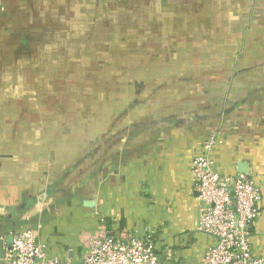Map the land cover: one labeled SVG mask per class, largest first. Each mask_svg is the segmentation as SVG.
Instances as JSON below:
<instances>
[{
    "label": "crops",
    "instance_id": "obj_1",
    "mask_svg": "<svg viewBox=\"0 0 264 264\" xmlns=\"http://www.w3.org/2000/svg\"><path fill=\"white\" fill-rule=\"evenodd\" d=\"M10 2L0 0V264L16 232L30 230L49 255L77 263L102 229L153 230L160 264H202L214 239L199 229L190 164L209 136L220 172L245 165L260 186L250 242L264 251V0H131L117 12L131 21L114 31L108 72L92 95L83 86L81 105L69 86L89 80L62 71L47 86L34 78L27 105L19 73L27 63L56 66L46 55L58 43L29 45L24 21L22 30L10 23L25 5ZM31 2L41 11L42 0Z\"/></svg>",
    "mask_w": 264,
    "mask_h": 264
},
{
    "label": "built area",
    "instance_id": "obj_2",
    "mask_svg": "<svg viewBox=\"0 0 264 264\" xmlns=\"http://www.w3.org/2000/svg\"><path fill=\"white\" fill-rule=\"evenodd\" d=\"M214 136L193 157L190 170L200 202L199 229L214 243L202 264H264V251L255 252L250 232L262 199L260 186L248 173L224 174L213 160ZM103 223V218H101ZM89 249L77 263L51 256L30 230L16 232L5 253V264H160L153 230L110 234L102 229L90 239Z\"/></svg>",
    "mask_w": 264,
    "mask_h": 264
},
{
    "label": "rangeland",
    "instance_id": "obj_3",
    "mask_svg": "<svg viewBox=\"0 0 264 264\" xmlns=\"http://www.w3.org/2000/svg\"><path fill=\"white\" fill-rule=\"evenodd\" d=\"M31 1L33 0H12V2H10L12 7H16L21 4L25 5L20 8L18 7V10L14 12L15 15L19 14V17L25 18L18 19L19 17L15 18L13 15H11L10 23L13 22L11 25H15V29L17 28V30H22V27H20V22L24 21V28L27 29V35L25 38L29 45L36 40L41 39L46 41L49 40V38L50 41L58 43L57 47L54 48L55 50H52V52L49 49L47 50L48 53L50 52L48 55H46L47 52L44 53V51L41 53L43 54L42 56L45 54L48 56V58H50L49 56L51 54L52 57L63 59L57 58L56 66L49 67L44 65L41 66L39 64H34L32 66V64L27 63L24 66L25 68L21 69L19 76L22 77L25 82L21 83V86L24 85L23 88H26L24 91L27 97L31 99V102H28L27 105H32L34 103L33 97H31L34 95L35 90V84L33 83L34 78L42 75V77H44L42 78V81H45L47 86L49 83V77L59 74L61 71L63 73L58 75V77L68 76L73 80L77 78L80 82L81 78L79 76H84V80H89L88 84L75 83L69 86V88L71 87L73 89L72 91L74 92L73 102L77 105H81L82 95H80V92L83 91V86L85 90H88L92 95L93 91H96L97 89L98 80L103 78L105 72H108L106 69H101V64L106 62L107 66L111 65V62L109 63L108 61H111L113 57L109 54V52H106V49L110 48L111 50L115 36L118 37V34L114 36L115 29L119 30L123 25L127 27L131 21V19H127L124 22H121L119 18L122 16L118 15V10H130L133 6V2L131 3V0H126L127 4L119 5L117 2H115L116 0H42L43 2L41 3L40 11L37 8H34V5ZM141 4L145 5L146 3L143 1ZM3 5L5 4L3 3ZM236 8L237 10L239 9V2H234L233 8L231 10L236 11ZM240 8H242L241 5ZM224 10L230 11L228 8ZM133 18L139 21L136 23H143L144 16L137 13L132 17V19ZM172 21L175 23L178 22L176 19ZM236 23V20L235 22H232V24ZM132 24H135V22ZM104 26L111 30V34H104ZM141 26L144 27L145 24ZM66 28H70V32H68ZM133 30H136L135 27ZM12 31L14 30H11V32ZM12 34L13 33H11V35ZM140 35L141 34L135 35L133 39L143 37L144 40L142 42L145 43V36ZM15 36L21 38V36ZM218 38L221 39V36L218 35ZM239 39L240 38L237 40ZM132 42L133 41H131V43ZM139 42L141 41H137L136 43L140 44ZM65 43L68 45V47H72L71 54L65 55L63 53V50L65 49ZM129 47L130 46L128 45V48ZM117 52L119 51L117 50ZM123 52H126V49H123ZM26 57V59L36 58L32 52ZM66 59L70 60L67 61ZM42 64H46L45 61H42ZM65 65L67 67H64ZM102 65H104V63ZM113 65L114 64H112V68L110 67L109 69L111 76L114 70H116ZM14 87L15 86H13V89ZM87 97L88 95H84V99H87ZM89 101L90 106L98 105L96 98H89Z\"/></svg>",
    "mask_w": 264,
    "mask_h": 264
},
{
    "label": "water",
    "instance_id": "obj_4",
    "mask_svg": "<svg viewBox=\"0 0 264 264\" xmlns=\"http://www.w3.org/2000/svg\"><path fill=\"white\" fill-rule=\"evenodd\" d=\"M240 166H241V167H240L239 172H240V173H245V172H246V170H245V168H244L245 165L240 164ZM9 241H10V242L12 241V237L9 238Z\"/></svg>",
    "mask_w": 264,
    "mask_h": 264
}]
</instances>
